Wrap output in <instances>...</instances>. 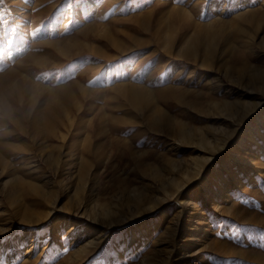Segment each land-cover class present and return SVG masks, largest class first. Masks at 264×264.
Wrapping results in <instances>:
<instances>
[{"label":"rangeland","instance_id":"374dc122","mask_svg":"<svg viewBox=\"0 0 264 264\" xmlns=\"http://www.w3.org/2000/svg\"><path fill=\"white\" fill-rule=\"evenodd\" d=\"M254 76L264 0H0V264H264Z\"/></svg>","mask_w":264,"mask_h":264},{"label":"bare ground","instance_id":"6f19581e","mask_svg":"<svg viewBox=\"0 0 264 264\" xmlns=\"http://www.w3.org/2000/svg\"><path fill=\"white\" fill-rule=\"evenodd\" d=\"M203 14V13H202ZM16 77V76H15ZM22 79V78H21ZM253 80L256 82V84L257 83H260L261 85L260 86H263V83H264V81H260L259 79H256V76H254V78H253ZM18 82V81H17ZM263 89V93H264V88H262ZM260 105V104H259ZM257 106V105H256ZM256 106L253 108V109H248V110H243V111H241L240 112V116L242 117V118H248V117H250L251 115H253V113L256 111V109L258 108H256ZM245 108H247V107H245ZM203 140H204V138H202ZM221 186V185H220ZM223 187V186H222ZM182 191V190H181ZM184 204V203H183ZM114 222H110L109 224H113ZM144 234V233H143ZM135 235V234H134ZM201 256V255H200ZM166 261V260H165ZM164 260H161L160 261V264H166V262H165ZM151 264H159V262H152Z\"/></svg>","mask_w":264,"mask_h":264}]
</instances>
